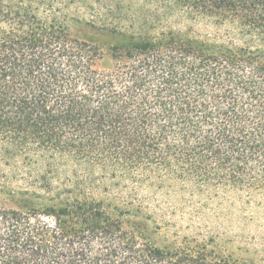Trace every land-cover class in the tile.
I'll return each mask as SVG.
<instances>
[{"label": "trees", "instance_id": "trees-1", "mask_svg": "<svg viewBox=\"0 0 264 264\" xmlns=\"http://www.w3.org/2000/svg\"><path fill=\"white\" fill-rule=\"evenodd\" d=\"M126 183L264 190V0H0V264H257Z\"/></svg>", "mask_w": 264, "mask_h": 264}, {"label": "rangeland", "instance_id": "rangeland-1", "mask_svg": "<svg viewBox=\"0 0 264 264\" xmlns=\"http://www.w3.org/2000/svg\"><path fill=\"white\" fill-rule=\"evenodd\" d=\"M74 9V13L83 20L72 23L71 31L76 37L107 41L105 32L99 28L100 22L96 21L99 10L80 6ZM205 25L200 24V31H210ZM104 53H108V46L104 48ZM104 63H110L108 57ZM6 173L13 188L29 189L31 192L41 190L32 180H23L19 172ZM113 196L141 206L144 217L155 219L161 225L167 224L166 235L169 237L176 233L216 235L221 239L223 248L235 257L264 263V190L190 184L155 187L126 183ZM163 235L156 238L158 243Z\"/></svg>", "mask_w": 264, "mask_h": 264}]
</instances>
